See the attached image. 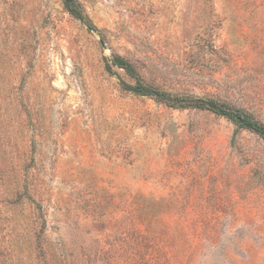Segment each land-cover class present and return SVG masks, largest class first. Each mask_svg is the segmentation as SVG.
Listing matches in <instances>:
<instances>
[{"label":"rangeland","instance_id":"rangeland-1","mask_svg":"<svg viewBox=\"0 0 264 264\" xmlns=\"http://www.w3.org/2000/svg\"><path fill=\"white\" fill-rule=\"evenodd\" d=\"M78 1L97 31L60 0H0V264H128L141 196L167 223L147 242L168 233L162 264H264V141L125 91L112 65L264 124V0Z\"/></svg>","mask_w":264,"mask_h":264},{"label":"trees","instance_id":"trees-1","mask_svg":"<svg viewBox=\"0 0 264 264\" xmlns=\"http://www.w3.org/2000/svg\"><path fill=\"white\" fill-rule=\"evenodd\" d=\"M65 11L73 18L84 24L89 30L97 31L95 26L86 16L81 4L78 0H60ZM112 65L124 71V73L132 79V83L122 82V88L136 96L148 97L155 102L162 104L171 109L185 110L196 109L200 111L210 112L218 117L224 118L231 122L237 129L246 130L264 141V124L258 122L253 118V114L244 108L236 107L225 100L213 97H193L187 95H175L161 90L158 86L149 84L143 80L141 74L137 71L135 66L126 59L115 56L112 60ZM107 71L111 72L108 66ZM161 214L159 202L148 200L141 196L138 200L133 199L129 209V232H128V250L127 258L128 264H148V258L152 261V255L156 259L161 260V264L168 258L170 249L166 247V241L169 237L168 233H163L161 236L156 234L152 238L151 243H147L150 238V228L152 225L160 224L166 226V222ZM163 221V222H162ZM197 224L189 227L187 236H184V228L182 225L178 226L176 232L180 235L176 251L183 254L186 252H193L183 248L186 242H189L191 247L197 245V241L203 239L201 222L196 221ZM165 223V224H164ZM159 236L160 239H159ZM185 238H184V237ZM160 245L155 244L158 240ZM153 245V246H152ZM178 258V255H177ZM154 263V262H153Z\"/></svg>","mask_w":264,"mask_h":264}]
</instances>
